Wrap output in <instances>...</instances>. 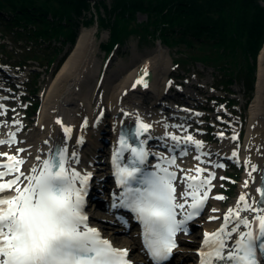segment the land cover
<instances>
[{
  "label": "snow or ice",
  "instance_id": "1",
  "mask_svg": "<svg viewBox=\"0 0 264 264\" xmlns=\"http://www.w3.org/2000/svg\"><path fill=\"white\" fill-rule=\"evenodd\" d=\"M143 75H147V68ZM143 75L138 77L137 83L147 87ZM0 107L7 108L6 105ZM57 120L63 123L59 117ZM84 123L87 124L86 119ZM63 127L70 136L72 126ZM151 127L137 119L134 135L140 137ZM172 127L183 131L181 125ZM164 135L179 143L174 144L173 154L160 156L154 170L143 167L149 155L143 139L139 144L129 142L130 137L121 131L119 146L112 153L116 182L122 189L113 206H123L134 213L154 264H163L172 255L177 247V233L187 232L186 221L202 212L213 187L211 180L216 175L215 172L203 175L206 170L197 165L184 172L181 191L177 193L178 176L172 167H180L176 162V149L184 144L179 154L186 155L188 144L200 151L204 142L190 133L180 136L166 132ZM218 135L223 137L224 133ZM14 142V132L9 134V139H0V144ZM23 151V148L17 149V152ZM125 151L130 156L124 157ZM232 155L237 157V151L233 150ZM0 156L7 157L6 161H0V264H133L128 258L129 249L115 246L99 228L90 224L86 196L93 173L70 167L73 161L79 163V159L75 152L68 153L67 145L49 149L46 158L37 157L40 163L23 171L24 157L9 152H0ZM256 168L257 165H251L253 171ZM251 179L255 182L256 177ZM256 192L258 196L239 193L235 205H230L223 213L219 227L204 232L197 248L199 264H264L260 259V254L264 253V178ZM116 196L117 193H113L114 199ZM217 197L226 199L223 194ZM120 219L127 223L125 217Z\"/></svg>",
  "mask_w": 264,
  "mask_h": 264
},
{
  "label": "bare ground",
  "instance_id": "2",
  "mask_svg": "<svg viewBox=\"0 0 264 264\" xmlns=\"http://www.w3.org/2000/svg\"><path fill=\"white\" fill-rule=\"evenodd\" d=\"M95 34L94 28L80 31L72 50L46 86L40 110L31 128L26 129L21 116L12 115L8 108L0 107V139H9V134L13 132L16 134V142L0 144V152H9L24 157L26 163L21 167L23 171L40 163L36 159L37 157L46 158L49 149L67 145L68 153L75 152L79 159V163L73 161L70 167L93 173L90 185L93 186V196L96 198L102 191L96 186L104 180L106 181L113 169L112 153L114 148L119 146V132L123 127L128 128L136 125L137 119L152 125L148 132L137 140L139 143V140L143 139L144 147L149 152L150 160L146 170L156 169L160 156L173 154L174 144L179 143L173 142L171 137L165 136L166 132H175L180 136L190 133L195 139L202 140L204 143L200 151H196L193 144H188L187 154L182 157L179 152L180 148H184L185 145L180 144V148L176 149V162L180 167L178 169L175 166L172 167L178 176L177 193L181 191L184 172L195 169L197 165L206 170L203 175H209L212 172H215L216 175L211 180L213 187L209 191L201 215L186 221L187 232L177 233V247L173 249L177 254L173 256L175 262L180 258V264H199L197 248L201 244L204 232H212L219 227L223 222V213L230 205H235L239 193L245 192L258 196L256 188L260 185V180L264 178V49L259 56L255 94L248 108L243 141H241L242 131L237 129L235 132L227 134L228 129L216 130L217 125L214 124V135L218 144L212 145L207 142L205 136L201 135L204 130L197 129L196 133L190 132L191 125L187 122L199 124L201 114L193 113L184 107H169L164 102L162 104L158 102L159 98L166 96L164 92L167 88L166 78L162 74L168 70V63H161L162 52L160 50H157L156 54L144 56L133 65L117 64L110 75L101 79L103 65L95 53L97 47ZM145 68L151 76L147 87L137 84L133 87L138 72ZM5 75L10 77L9 74ZM2 98L0 87V106L5 105ZM147 99L151 101L150 105L145 104ZM157 104L158 106L162 105L161 110L153 109ZM169 108L171 112L167 113ZM101 112H103L102 116H100ZM57 117L63 122L62 124L58 122ZM85 119L87 124L84 123ZM14 121L20 123H14ZM64 125L72 126L70 136L65 134ZM166 125L170 127H166ZM175 125H181L183 131L180 128L172 127ZM220 132L224 133L223 137L218 135ZM81 137H83L82 142L80 141ZM105 139L109 145L108 149H103ZM19 148H23L24 151L17 152ZM233 150L237 151L235 158L232 155ZM99 152L106 159L104 163L98 161L99 155L96 153ZM127 153H124L123 156L125 157ZM6 160L7 157L0 156V161ZM229 161L242 167L243 171L240 179L237 180L238 185L234 196L229 202H226L217 197V194L225 196L224 192L217 193L216 189L219 179L225 174L223 167ZM252 164L257 165L254 171L251 169ZM193 174L195 175V173ZM253 176L256 177L255 182H252ZM246 181H248L247 187H245ZM110 195L113 196V193L107 194L105 204L100 202L99 208L115 217V207L113 206L115 200L111 199ZM209 202L212 205L208 207L207 203ZM87 208L86 205L89 222L93 227L99 228L102 235L110 239L115 246L131 250L130 257L132 256L133 262L148 264L139 244L138 231L132 232L127 228L124 229L120 225V222L122 224L120 219L115 222V220L104 217L101 213L94 212V207L90 210ZM213 209H218V211H213ZM209 216L220 219H209ZM104 219L112 221L114 227H118L119 224L122 230L117 229L116 233L110 232L108 229L111 227L102 222ZM195 225L199 226V232L194 233L195 236H191V229ZM263 254L261 253L260 257Z\"/></svg>",
  "mask_w": 264,
  "mask_h": 264
},
{
  "label": "rangeland",
  "instance_id": "3",
  "mask_svg": "<svg viewBox=\"0 0 264 264\" xmlns=\"http://www.w3.org/2000/svg\"><path fill=\"white\" fill-rule=\"evenodd\" d=\"M113 1L103 0V5L111 8ZM87 2L90 5L89 10L77 18L73 33L74 37L71 41L59 38L51 42L41 43L40 46L33 47L34 53L29 48L32 44L31 41L18 40L17 37L9 33L3 36L0 28L2 102L7 105L12 115L21 116L26 129L33 126L40 110L44 90L72 50L80 31L94 28L97 41L95 53L103 65L101 79L110 75L117 64L133 65L144 56L156 54L157 50H160L162 52L161 63H168V70L165 74H162L166 78L167 88L164 90L166 96L159 98L158 102L161 104L164 102L169 107H184L193 113L201 114L199 124L187 123L191 125L190 132L192 133H196L197 129L204 130L201 135L205 136L209 144H218L215 140L214 124L217 125L216 130L228 129L227 134L235 132L237 129L242 131L241 141H243L244 125L246 124L249 105L255 94L259 56L264 49V44L257 57L253 78L249 80L246 74L242 73L235 80L226 84L224 81L228 78L223 76L220 70L215 71L213 67L193 61L185 49L179 46H165L158 38L140 40L137 35H130L124 43L108 52L106 46L109 43L110 30L99 28L97 23V16L103 12V7L101 4H97L98 0H87ZM259 4L264 7V0L259 1ZM147 20L148 16L146 14H136L135 23L141 24L147 22ZM26 58L28 60L25 62ZM5 74H9L10 77ZM225 85L229 86L226 87ZM150 102L147 99L145 104L150 105ZM30 103L32 104L29 105ZM35 105L39 107L33 114ZM161 106L157 104L153 109L161 110ZM169 112H171L170 108L167 110V113ZM24 114L25 116H23ZM108 147L109 145L105 146L104 149H108ZM96 154L99 155V157L97 156L98 161L104 163L106 159L102 156V153ZM223 169L225 174L224 177L222 176L223 178L219 179L216 192H224V197H226L224 200L229 202L236 192L237 180L240 179L243 168L229 161L225 163ZM104 184L108 185L107 183ZM207 205L209 207L212 203L209 202ZM90 208H93L92 204L89 205V210ZM94 208V212L101 213L104 217L106 216V218L116 222L113 215H109L99 207L94 206ZM200 215H197V217ZM110 220L104 219L102 222L111 227L108 229L110 232L116 233L117 229L121 227H119V224L118 227H114L113 222ZM199 229V226L195 225L191 229L190 235L195 236L194 233H198Z\"/></svg>",
  "mask_w": 264,
  "mask_h": 264
},
{
  "label": "trees",
  "instance_id": "4",
  "mask_svg": "<svg viewBox=\"0 0 264 264\" xmlns=\"http://www.w3.org/2000/svg\"><path fill=\"white\" fill-rule=\"evenodd\" d=\"M98 1L103 7L99 28L110 30L108 52L130 35L158 38L165 46L185 49L193 61L220 70L226 84L242 73L253 78L264 44L261 0H114L111 8ZM89 7L87 0H0L1 33L31 41L34 53L41 43L71 41L77 18ZM137 13L146 14L147 22L135 23Z\"/></svg>",
  "mask_w": 264,
  "mask_h": 264
},
{
  "label": "water",
  "instance_id": "5",
  "mask_svg": "<svg viewBox=\"0 0 264 264\" xmlns=\"http://www.w3.org/2000/svg\"><path fill=\"white\" fill-rule=\"evenodd\" d=\"M141 75H143V70L138 74V77H140ZM150 78H151L150 74L147 73L146 78L144 80L147 81V82H149L150 81Z\"/></svg>",
  "mask_w": 264,
  "mask_h": 264
}]
</instances>
